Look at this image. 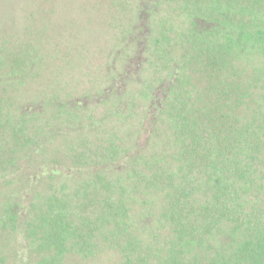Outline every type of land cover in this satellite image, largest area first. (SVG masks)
I'll list each match as a JSON object with an SVG mask.
<instances>
[{
	"label": "rangeland",
	"instance_id": "obj_1",
	"mask_svg": "<svg viewBox=\"0 0 264 264\" xmlns=\"http://www.w3.org/2000/svg\"><path fill=\"white\" fill-rule=\"evenodd\" d=\"M195 22L176 0H0V148L12 151L0 169L3 264L17 259L8 217L18 205L24 202L27 224L51 197L65 201L74 223L95 218L98 177L114 183L127 228L166 253L172 237L163 216L166 189L150 177L179 165L172 106L202 95L204 83L187 62L201 40L196 30L207 40L238 34ZM260 41L235 47L250 92L243 119L264 113ZM95 242L88 255L70 249L63 264H121V251L102 232ZM22 255L23 264L38 259L32 249Z\"/></svg>",
	"mask_w": 264,
	"mask_h": 264
},
{
	"label": "trees",
	"instance_id": "obj_2",
	"mask_svg": "<svg viewBox=\"0 0 264 264\" xmlns=\"http://www.w3.org/2000/svg\"><path fill=\"white\" fill-rule=\"evenodd\" d=\"M176 1L189 7L197 27L210 22L238 34L207 40L196 30L201 40L187 62L204 83L202 95L172 106L179 165L150 177L152 185L166 189L163 216L172 226L166 253L161 256L127 228V208L112 197L114 183L98 177L94 189L102 196L95 218L74 223L57 197L48 199L33 224L23 222L24 202L10 213L13 264H23L26 249L38 255L34 264H63L70 249L91 254L99 232L121 251V264H264V113L242 118L240 107L250 92L235 48L258 37L264 43V0ZM10 153L0 148V169L12 160Z\"/></svg>",
	"mask_w": 264,
	"mask_h": 264
}]
</instances>
